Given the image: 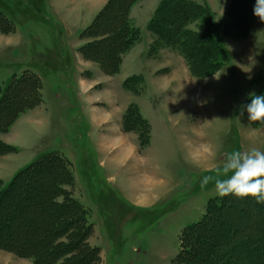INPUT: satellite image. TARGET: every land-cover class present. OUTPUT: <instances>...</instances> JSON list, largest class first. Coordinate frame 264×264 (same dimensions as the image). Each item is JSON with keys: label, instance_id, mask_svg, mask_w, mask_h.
<instances>
[{"label": "rangeland", "instance_id": "374dc122", "mask_svg": "<svg viewBox=\"0 0 264 264\" xmlns=\"http://www.w3.org/2000/svg\"><path fill=\"white\" fill-rule=\"evenodd\" d=\"M195 1L220 29L234 4ZM161 3L0 0L14 24L9 30L0 21V87L28 70L41 79L43 100L21 96L3 107L0 142L16 151L0 145V182L45 153L70 163L59 180L42 167L1 199L0 264H264V205L235 197L189 235L190 253L174 262L182 233L219 197L214 179L201 188V178H215L227 152L264 151V125L239 116L249 94L263 90L264 23L255 17L246 33H222L225 64L193 75L162 33L148 28ZM120 16L139 35L110 55H121L116 71L104 57ZM96 17L102 27L81 40ZM131 105L151 124L147 131L131 123L135 112L125 119ZM69 197L87 212V233L67 212Z\"/></svg>", "mask_w": 264, "mask_h": 264}, {"label": "trees", "instance_id": "16d2710c", "mask_svg": "<svg viewBox=\"0 0 264 264\" xmlns=\"http://www.w3.org/2000/svg\"><path fill=\"white\" fill-rule=\"evenodd\" d=\"M253 4L254 0H234L232 8L225 16L224 26L220 29V26L214 21V15L211 10L204 4H199L195 0H162L157 13L152 17L148 28L162 33L163 41L173 47L185 58L189 64V70L193 75L204 73L207 70L225 64L226 50L221 39L222 33H230L229 31L231 28H237L246 33L251 26V21L255 18L252 15ZM0 21L7 29H13V22L5 16L2 11H0ZM98 25L102 27V22L98 21V17H96L91 25L81 33V39L90 36ZM113 26L118 33H116L117 35L112 39L113 48L110 50V53L105 52L104 59L106 61L109 60L108 65L114 67L117 71L121 55L118 53L117 58L114 59V61L112 59L113 57L110 55H113L115 49H121L124 51L127 46L131 44L133 39L138 37L139 31L128 17L124 20H122L121 16L118 17V20L115 21ZM96 42L97 41L94 40L90 43H85L80 47L79 52L90 50L91 47H94ZM262 76L263 72L261 76L256 77L254 81H258ZM136 78L134 79L139 80V78ZM135 80L131 79L130 81ZM123 85V87L126 88L128 82L126 85ZM262 87L263 90L261 89L258 94H264V84ZM41 89V79L37 74L31 71L26 70L20 76H13L9 86L4 91H2L0 87V114L3 107L6 106L9 101L13 98L16 101L17 98L21 96L39 105L43 101ZM18 93L20 94L17 96ZM132 111L135 112V117L131 123H133L135 127L142 129V131H147L146 129H149L151 124L142 116L139 108L135 105H131L127 110L125 119L128 120V116ZM0 123L3 125V120L1 121L0 119ZM144 132L140 133V135L144 136ZM141 143L142 146L145 145V142ZM0 145L5 149L16 151V148L12 146H5L1 142ZM42 167L52 169L53 172H55L54 175L57 180H59L58 178L63 177L64 173L67 175L70 171L69 161L61 154L57 152L45 153L26 168L16 173L8 184H2L0 182V202L2 201V198L8 197L10 191L18 186V184L21 182L24 183L26 179L32 177V175ZM60 189H62L60 186L59 188L53 187L52 192L59 193V191H61ZM231 197L233 196L215 197L208 201L206 213L202 219L187 227L182 233L180 251L174 259V262L181 260L186 253H190L191 250L186 244L189 235L193 232L199 231L209 223L211 224L214 209H222L225 202ZM52 202L54 203V199H52ZM67 204L71 208L67 210V212L70 213V215H76L75 222H77L82 228L79 231L83 234L87 233L91 228L86 222L87 212L82 205L72 197H69V202H67ZM54 234L52 233L49 236ZM5 241L6 240L2 242ZM90 250L95 251L97 248H91Z\"/></svg>", "mask_w": 264, "mask_h": 264}, {"label": "clouds", "instance_id": "9594fccd", "mask_svg": "<svg viewBox=\"0 0 264 264\" xmlns=\"http://www.w3.org/2000/svg\"><path fill=\"white\" fill-rule=\"evenodd\" d=\"M252 15L264 23V0H254ZM245 113L247 121L264 125V94L250 93L248 102L241 105L239 116ZM213 179L219 197L253 198L257 204L264 205V151L252 147L246 152L225 153L224 163L216 170L215 178L203 176L201 188Z\"/></svg>", "mask_w": 264, "mask_h": 264}, {"label": "crops", "instance_id": "0c3cea01", "mask_svg": "<svg viewBox=\"0 0 264 264\" xmlns=\"http://www.w3.org/2000/svg\"><path fill=\"white\" fill-rule=\"evenodd\" d=\"M90 25H91V24H90ZM81 40H82V39H81ZM84 44H85V43H84ZM84 44H83V45H84ZM83 45H82V46H83ZM82 46H81V47H82ZM79 49H80V47L78 48V51H79ZM83 85H84V83H83ZM14 175H15V174H14ZM14 175H13V176H14ZM10 176H11V175H10ZM13 176H12V178H13ZM4 181H5V180H4Z\"/></svg>", "mask_w": 264, "mask_h": 264}]
</instances>
